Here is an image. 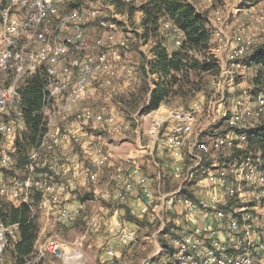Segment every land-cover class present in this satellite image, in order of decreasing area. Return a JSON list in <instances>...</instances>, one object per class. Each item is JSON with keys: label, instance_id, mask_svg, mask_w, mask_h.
<instances>
[{"label": "built area", "instance_id": "obj_1", "mask_svg": "<svg viewBox=\"0 0 264 264\" xmlns=\"http://www.w3.org/2000/svg\"><path fill=\"white\" fill-rule=\"evenodd\" d=\"M60 1L64 0H5L0 7V74L12 76L10 83L0 86V141L12 140L16 133L24 134L27 130L22 88L37 73L46 77L45 98L38 113L43 115L47 126L39 146L29 155L26 177L7 187L0 172V195L10 194L14 199L29 203L32 191H36L41 193V205L49 210L59 203L60 195L77 189L74 178L81 173L86 174L82 184L95 183L110 158L108 152L99 149L97 153L92 142H87V148L95 151L96 157L83 166L77 159L69 162L70 157H64L58 149L61 138L52 123L57 116L64 118L81 100L92 98L91 91L95 88L102 90L113 85L114 60L119 49L127 46V40L118 41L114 32L90 44L85 38V27L98 18L99 11L63 12ZM134 1L141 4L144 0ZM262 19L260 16L259 20ZM99 23L104 28L115 25L104 19ZM163 29L171 31L170 36L179 48L182 32L168 23ZM140 39L142 46L147 47L145 40ZM236 39L238 45L229 53L231 61L248 54L242 36ZM92 47L98 48V53H91ZM146 57L149 69L154 59L152 51L149 50ZM133 72L131 68L123 70L131 91L141 82ZM225 77L231 81L228 70L220 75L218 87L220 94L223 93L220 103L226 100L227 92L220 88ZM243 95L234 100L230 113L218 111L206 125L199 127V123L195 137L192 134L198 120L196 109L167 108L161 116L159 113L152 116L149 129L142 132L146 143L139 147V153L148 154L152 159L160 151L172 154L173 158L165 160L162 167L171 182L180 180L174 190H157L141 171L137 156L127 158L115 169L112 179L120 186L116 194L118 201L124 202L136 188L139 191L141 207L131 208L132 215L153 213L163 220L167 215H178L177 206H184L185 222L166 227L175 247L174 264H264V229L260 230L261 211L258 210L264 202V152L253 150L250 141L252 134L262 129L264 93H257L249 86ZM160 107L149 112L152 115L160 112ZM223 121H227L230 129L225 133L217 129L210 141L205 142L202 138L208 137L207 133L213 127H220ZM65 122L70 132H78L90 122L107 124L116 130L121 128L115 116L95 113L90 108ZM72 137L78 138L75 132ZM14 151V144L5 147L1 154L3 166L13 164ZM127 163L131 164L129 170ZM40 170L44 172L38 175ZM82 207H60L58 214L72 221ZM91 225L96 226L97 220L92 218ZM18 227L17 223L5 225L0 221V257L6 248L18 243ZM109 234L111 242L106 253L111 259L115 257L117 244L127 245L137 239V230L120 220L109 228ZM62 244L49 240L36 259L40 260L45 252L60 256ZM143 264L157 263L148 258Z\"/></svg>", "mask_w": 264, "mask_h": 264}, {"label": "rangeland", "instance_id": "obj_2", "mask_svg": "<svg viewBox=\"0 0 264 264\" xmlns=\"http://www.w3.org/2000/svg\"><path fill=\"white\" fill-rule=\"evenodd\" d=\"M115 1L116 0H79L76 1V3L67 0L60 1L61 11L64 12L74 9L83 11L86 14L90 9L99 11L98 18L89 21L85 27V38L90 44H93L98 38L106 36L109 32H114L118 41L127 40V46L119 49V54L116 60H114L115 76L113 85L102 90L95 88L91 91L92 98L81 100L65 113L64 118L62 116H57L58 119L52 123L61 138L58 149L64 157H70L69 162L73 159H77L79 164L83 166L84 164H89V162L96 157V152L87 148V141L92 142V145L97 148V153L98 150L101 149L103 152H108L110 158L108 164L100 171L98 180L95 183L82 184V181L86 177V174L83 173L74 178L77 189L67 192L66 196H68V194L75 196L74 201L76 203L75 205L73 204L77 206L75 208H78V206L82 207V204H84V206L80 210L79 215L72 221L66 220L58 214L60 207H68L62 201L64 198L63 195H60L59 203L53 210L46 209L41 205V197L38 201H35V197H31L29 203H31L32 210L39 215V233L35 245V253L31 256V259H27L26 264H143L148 258H150L153 263L157 264H174L175 247L173 246L172 240L168 237L166 227L175 226L179 222L182 224V220L185 222L184 215L182 214L184 210L183 205L177 206L178 210H181L179 216L168 215L167 218L163 220L154 216L153 213H148L143 216H134L130 212L131 207L126 205L128 198L124 202H120L117 198L111 199L109 197V202L107 203V201L103 200V197L93 192L94 186H102V184L107 183L109 194H111V187L120 189L119 183L110 177L113 176L115 169L125 162V158L132 157L139 151V147L141 148L142 145L146 143L145 137H142V132L143 130L149 129L152 116L158 113L161 116L165 113L167 108L173 110L180 108L186 110H191L192 108L196 109L198 120L195 125V132L192 134V137H195V134L199 132V128L197 127L199 123V127L201 125H206L212 117L218 115V111L230 113L235 106L234 100L241 95V97L245 96L243 92L249 86L256 90L255 79L257 77L261 76V81L264 83V57L263 55H259L260 50L264 52V0H246V2H249L248 5H242V0H191L197 8L200 9L199 14L206 19L207 16H209L213 25H220L221 22L227 20L230 14V7L235 6L239 9L235 18H233L232 15L230 16V18H232L231 20L234 21V25L230 24V26L233 27L232 33L242 36L244 42L248 46V54L238 61H231L228 57L229 52L226 54L219 52V48L222 44V42L219 41L220 35L217 34L214 27H211L212 34H214L212 38L216 39L215 42L213 41V43H211V52L218 60L221 72L223 70H228V76L231 78V81H227L225 77L224 82L220 84V88H224L227 92L225 93V102L220 103L223 95V93L222 95L220 94L221 91H219L218 87L220 73L217 78L210 79L209 87L205 91L198 93L187 104L180 100H174L169 104L162 105L160 107L162 108L161 111L153 115L152 112H143L142 109L147 107V96L142 95L138 100H134L132 93L137 91L130 90L126 83L123 70L125 71L126 68L133 69V76L135 75L136 78H140L143 82L144 78L141 72V66L145 59L147 60L146 55L149 53V50L152 51L153 44L151 41H145L147 47L142 46L140 43L141 39H138L136 36L137 33L143 32V28L141 29L140 25H138V12L140 11H136L133 16H130V14L119 9L115 5ZM0 2L1 7V4H4L5 0H0ZM124 16H126V18ZM260 16L263 17L261 21L259 20ZM102 19L110 21L112 24L115 23L114 27L104 28L99 23V20ZM231 20L229 19V21ZM167 44L170 48L173 46V48H177L171 36L168 37ZM212 48L214 51H212ZM216 49L217 51H215ZM229 50L231 51V49ZM90 52L96 54L98 53V48L92 47ZM255 56H258L256 61ZM257 60H260V62H257ZM155 75L156 77L158 76L157 74ZM11 77L12 76L0 74V86L10 83ZM147 81L151 88L155 87V81L151 74H149ZM242 83L244 86H242ZM228 89L230 91H227ZM87 108H90L95 113H102L105 116H115L121 128L116 130L114 127L108 126L107 124L90 122L81 127L78 132H70V128L65 121L72 120L76 113ZM217 129L219 132L225 133L230 128L227 121H223L220 127L219 125L213 127L212 130L207 133L208 137L202 139L205 142L210 141V138L213 137L212 135L217 133ZM74 132L78 136L77 139L72 137ZM17 136L18 133L15 134L12 140L0 141V172H2L5 177L4 180L7 187L11 186L15 180L23 179L28 175L26 166L24 169L18 166V155L16 154V145L14 142ZM191 140L193 141V139ZM8 144L15 145L13 155L14 162L12 165L3 166L1 154ZM38 146L34 147L29 152V155ZM187 151L186 149V153ZM120 154L124 155L125 158L117 156ZM142 156L143 157L139 160L143 159V165L137 164L141 167V171L146 176L148 175L153 178L155 174L153 170L155 168L151 163L149 166L150 171L148 172L146 168L148 156L145 154ZM188 163L189 165L192 164L189 156ZM129 165L131 164L127 163L126 165L128 170L130 169ZM72 170L73 168L70 169V172H72ZM43 172L44 170L38 171V175ZM70 176H72L71 173ZM163 187L165 192L175 189L173 188L174 185L170 184L167 180ZM34 193L37 192L32 191V195ZM0 198L15 202L21 199H14L10 194L6 196L0 195ZM263 205L264 202L261 208L258 209L261 211V213H259V221L260 226H262L260 230L262 231L264 229ZM73 207L71 206V209H73ZM103 207H107L105 208L106 212L101 209ZM45 212H49L51 217L50 221L43 218ZM53 213H55L56 219L54 216H51ZM117 213H120L118 217L116 215ZM131 215L134 218H131ZM116 217L118 218L117 221L120 220L127 227H133L137 230V239L127 245L117 244L115 246V257L111 259L107 255L106 250L111 242L109 228L115 224L114 220ZM53 218L56 221H54ZM92 218L97 220L96 226L91 225ZM260 236L263 238L262 233H260ZM49 240L63 243V253L60 256H54L51 253L45 252L42 254L40 260L36 259L38 257L37 254H41L40 250L42 247L44 248ZM3 253L0 257V264H14V260L9 257L5 259Z\"/></svg>", "mask_w": 264, "mask_h": 264}, {"label": "trees", "instance_id": "obj_3", "mask_svg": "<svg viewBox=\"0 0 264 264\" xmlns=\"http://www.w3.org/2000/svg\"><path fill=\"white\" fill-rule=\"evenodd\" d=\"M67 1L76 3L79 0ZM114 3L130 16L136 11L143 13L141 20L143 32L137 33L136 36L153 44L154 59L149 64V69L145 59L141 66L144 81L138 85L135 90L137 92L132 93L134 100H138L142 95L147 96V107L142 109L143 112L157 110L174 100L187 104L209 87L211 78L220 75V64L211 52L212 25L191 3L186 0H144L141 4L134 0L129 2L116 0ZM166 23L182 32V44L179 48L168 47L171 31H164L163 26ZM263 53L260 50L259 55L264 57ZM255 57L256 61L258 56ZM149 74L158 75L159 81H155L154 88H151L147 81ZM261 78L259 76L255 79L257 93H264ZM45 87V75L37 73L22 88L23 119L27 130L24 134L18 133L14 142L18 166L23 169L29 161V152L39 145L47 130L43 115L38 113L44 102ZM261 127L257 133L252 134L250 141L253 150L261 149L264 152V121ZM33 197L38 201L41 193H34ZM38 217L39 215L33 212L31 203L0 198V221L5 225L17 223L19 226V241L14 247L4 250L5 259L9 257L14 260V264H26L27 259H31L35 253L39 233Z\"/></svg>", "mask_w": 264, "mask_h": 264}, {"label": "crops", "instance_id": "obj_4", "mask_svg": "<svg viewBox=\"0 0 264 264\" xmlns=\"http://www.w3.org/2000/svg\"><path fill=\"white\" fill-rule=\"evenodd\" d=\"M187 2H189V3H191L196 9H197V11H198V13H200V9H198L197 8V6L191 1V0H186ZM249 4V2H246V0H242V5H248ZM230 12V14H229V17L227 18V20L226 21H223V22H221L220 23V25H213L212 24V20L209 18V16H207V19L210 21V23L212 24V27H214L215 29H216V31H217V34L218 35H220V37H219V41L220 42H222V44H221V46H220V48H219V52H222V53H230V50L229 49H232L233 47H236L237 45H238V42H237V35L238 34H234V33H232L233 32V27L232 26H230V24H233L234 23V21H232L231 19L232 18H230V16L232 15V17L233 18H235L236 17V15H237V13L239 12V9H237L235 6H233V7H230V10H229ZM142 17H143V13L140 11V12H138V25H140V28L142 29V27H141V20H142ZM229 19L231 20V21H229ZM140 20V21H139ZM229 21V22H228ZM234 25V24H233ZM220 26H221V28H220ZM216 31H214V32H216ZM214 34H212V36H213ZM213 41L215 42L216 41V39H213L212 38V43H213ZM174 47V46H173ZM173 47H169L170 49H174ZM212 51H214V49L212 48ZM215 51H217V49L215 50ZM215 53V52H214ZM222 53H220V54H222ZM228 57H229V55H228ZM158 78L156 77V76H154V81H156ZM238 86H240V85H238ZM242 86H244V84L242 83ZM239 90V89H238ZM242 90V89H241ZM240 90V91H241ZM91 141V140H90ZM87 142H89V141H87ZM137 156L138 158H137V162H138V164H141V165H143V159L142 160H139V159H141L143 156L142 155H144V154H142V153H139V151L136 153V154H134L133 156ZM146 156H148V163H147V165H146V168H147V170H148V172L150 171V164L152 163L153 164V166H154V175H153V178L150 176H148L147 175V177L149 178V181H151L152 182V180H153V186L157 189V190H164L163 188V185H164V183H166V180L167 181H169L170 182V184H172V185H174V187H176L178 184H179V182H180V180H178V181H174V182H171V180L165 175V172H164V168L162 167V165H163V163H164V161L165 160H167V159H172L173 158V156H172V154H166V153H164V152H158V153H156V157L155 158H151V156H149L148 154H145ZM117 156H119V157H121V158H125V156L124 155H117ZM132 156V157H133ZM135 156V157H136ZM145 157V156H144ZM116 158V157H115ZM127 158H125V160H126ZM211 164V162L208 164V165H210ZM214 164H212L211 166H213ZM147 174H149V173H147ZM149 175H152V174H149ZM113 177V176H112ZM112 177H110L111 179H112ZM110 178H109V183H110ZM111 189V194H109L108 193V185H107V183H105V184H102V186H97V185H95L94 186V190H93V192L95 193V194H99L101 197H103V200H105V201H107V203L109 202V197L111 198V199H115L116 198V193H117V190L118 189H115L114 187H111L110 188ZM67 195V194H66ZM64 196V198L62 199V201H63V203L65 204V205H67L69 208H71V206L73 207L74 205H75V201H74V199H75V196H71V194H68V196ZM74 204V205H73ZM126 205L127 206H129V207H131V208H134V209H139L140 207H141V201H140V198H139V191H138V189L136 188L134 191H132L131 192V194L128 196V199H127V202H126ZM75 207H77V206H74L73 208H75ZM79 207V206H78ZM105 208H107V207H105ZM104 207L103 208H101L104 212H106V209H105ZM107 211H109V210H107ZM178 212H179V214H181V210H178ZM120 213H117L116 215H117V217H118V215H119ZM179 214H178V216H179ZM154 216H156L157 218H158V215H156V214H153ZM51 216H54L55 217V219H56V215H55V213H53ZM168 216V215H167ZM167 216H166V218H167ZM169 216H177V213L176 214H171V215H169ZM115 218V222L114 223H116L117 222V219L118 218ZM43 218H46L48 221H50L51 220V217H50V214H49V212H45V214H44V217ZM54 218H53V220L54 221H56ZM180 223V222H179ZM182 223H184L183 222V220H182ZM133 225V224H132ZM45 228H46V226H45ZM133 228V227H132ZM43 229H44V227H43ZM135 229V228H134ZM41 233V232H40ZM108 233V232H107Z\"/></svg>", "mask_w": 264, "mask_h": 264}]
</instances>
